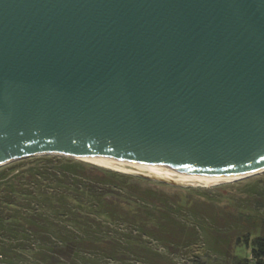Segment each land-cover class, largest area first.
<instances>
[{
  "label": "water",
  "instance_id": "obj_1",
  "mask_svg": "<svg viewBox=\"0 0 264 264\" xmlns=\"http://www.w3.org/2000/svg\"><path fill=\"white\" fill-rule=\"evenodd\" d=\"M46 154L263 172L264 0H0V166Z\"/></svg>",
  "mask_w": 264,
  "mask_h": 264
},
{
  "label": "rangeland",
  "instance_id": "obj_2",
  "mask_svg": "<svg viewBox=\"0 0 264 264\" xmlns=\"http://www.w3.org/2000/svg\"><path fill=\"white\" fill-rule=\"evenodd\" d=\"M39 156L68 159L114 173L123 184L139 186L154 197L159 196L164 201H170V203L174 201L176 205L185 206L186 209L179 208L184 221L194 220L196 214L211 213L214 225L221 227L222 233H226L227 238L225 236L221 238L222 234L212 233L210 227L214 225L211 221L207 223L202 221L192 227L196 238L193 234L192 240L173 243L170 246L159 241L151 233L143 232L140 227L136 230L133 224L112 223L105 233L109 232L108 236L119 242V246L115 245L118 247L115 255L114 252H104L107 251L105 249L107 247L103 245L101 247L104 250L99 247L82 250L76 244L60 241L58 235L50 234L42 237L37 232L28 233L16 219L17 224L12 236L11 222L14 219L8 217L0 222V264H236L237 261H244V258H247L246 264H255L250 247L241 243L236 245L235 239L246 231H249L251 236L264 233V171L231 182L201 186L121 172L96 166L71 156L57 154ZM39 156L18 159L0 166V169L10 164H14L13 168L17 170L38 164L41 161L38 159ZM43 185L42 190L45 192L48 184L44 181ZM111 189L113 192L108 195V198L122 203L130 212L136 209V200L132 196L122 195L113 190V187ZM44 194L42 192L41 195ZM33 207L36 208L33 209ZM33 207L29 205L28 211L36 214L43 213L44 207H46L44 213L48 214L47 208H50L43 201ZM11 210H16L18 216L27 213L22 208ZM47 218L49 219L50 216ZM60 219L56 218V220ZM146 248L149 249L148 252L145 251Z\"/></svg>",
  "mask_w": 264,
  "mask_h": 264
},
{
  "label": "trees",
  "instance_id": "obj_3",
  "mask_svg": "<svg viewBox=\"0 0 264 264\" xmlns=\"http://www.w3.org/2000/svg\"><path fill=\"white\" fill-rule=\"evenodd\" d=\"M38 159H41L40 163L18 170L13 168L14 164L0 169V222L8 217L14 219L11 222L12 236L16 219L28 233L37 232L42 237L58 235L60 241L76 244L82 250L97 247L103 249V245L108 248L104 252H114L116 255L119 242L108 236L109 232L105 233L112 223L133 224L136 230L140 227L143 232L151 233L170 246L196 238L192 227L199 222L211 221L214 225L211 213L205 215L200 212L203 214H196L194 220L184 221L179 208L186 209L185 206L176 205L174 201H164L159 196L154 197L139 186L123 184L114 173L59 157L39 156ZM44 181L48 184L45 192L42 190ZM111 187L122 195L132 196L136 200V209L130 212L122 203L108 198L113 192ZM42 192L45 193L43 196ZM41 201L50 207L47 208L48 214L44 213L46 207L39 214L28 211L29 205L37 206ZM14 208H22L27 213L18 216L16 210H11ZM49 228L54 230H48ZM210 230L217 235L222 234L221 238H227L226 233H222L221 227L216 224ZM235 243L249 246L255 264H264V233L251 236L246 231L237 236ZM110 244L114 247L108 246ZM145 251L148 252L149 249L146 248ZM246 263L247 258L236 262Z\"/></svg>",
  "mask_w": 264,
  "mask_h": 264
},
{
  "label": "bare ground",
  "instance_id": "obj_4",
  "mask_svg": "<svg viewBox=\"0 0 264 264\" xmlns=\"http://www.w3.org/2000/svg\"><path fill=\"white\" fill-rule=\"evenodd\" d=\"M74 158H77L79 160L91 163V164L96 165V166L104 167V168L118 170V171L126 172V173L143 174L146 176L156 177V178H160L163 180H168L171 182H176V183H181V184L210 186V185H217V184L224 183V182H231L234 180H239V179L245 178L247 176H250V175H232V176H228V177H224V178H220V179H215V180H211V181L183 180V179H176V178H172V177H168V176H164V175H160V174H156V173H152V172H147V171L135 169L132 167H128L125 165H121L118 163H114L111 161H107V160L96 158V157L89 156V155L75 156Z\"/></svg>",
  "mask_w": 264,
  "mask_h": 264
}]
</instances>
